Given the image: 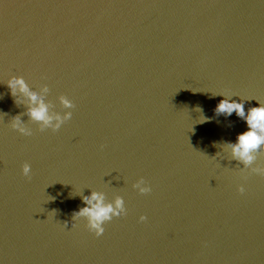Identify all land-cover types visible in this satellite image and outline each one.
<instances>
[{"label": "water", "instance_id": "water-1", "mask_svg": "<svg viewBox=\"0 0 264 264\" xmlns=\"http://www.w3.org/2000/svg\"><path fill=\"white\" fill-rule=\"evenodd\" d=\"M225 98L264 105V0H0V264H264V148L233 158ZM93 192L127 209L100 237Z\"/></svg>", "mask_w": 264, "mask_h": 264}, {"label": "clouds", "instance_id": "clouds-1", "mask_svg": "<svg viewBox=\"0 0 264 264\" xmlns=\"http://www.w3.org/2000/svg\"><path fill=\"white\" fill-rule=\"evenodd\" d=\"M17 86H19L21 92L29 97L34 105L29 107L27 115L34 121L42 122L45 128H51L53 132H56L61 128L65 120H70L72 118L71 112L63 117L60 115H56L55 117L50 115L48 106L36 93L29 90L27 84L22 78L9 81L8 87L12 89L13 96H15ZM62 102L65 107H72V104L68 99L62 98ZM244 103L245 101L243 100L236 101L226 98L221 99L214 111L216 114H226L227 116H231L232 113L235 112L238 117L246 121L248 130L240 133L235 142L228 141L226 143L231 148L233 158L242 162L247 167L252 165L253 162L258 159L256 154L259 153L261 148H264V105L251 107L246 113ZM200 110L202 111V109ZM207 119L208 118L205 117L204 122H206ZM21 123V117L19 115L15 116L12 124L13 129H17L25 136H31V131L21 127ZM43 130L44 128L41 129V131ZM253 171L264 176V169L256 168L253 169ZM22 174L24 177L31 180L32 169L29 163L26 162L23 164ZM141 183H143V181H141ZM136 187H139V184L136 185ZM140 191L142 194H148L152 189L148 186L146 188H141ZM239 192L241 194L245 192L243 185L239 187ZM83 203L86 206L75 212L73 219L86 217L88 230L93 232L97 237L104 234V225L107 222H110L114 217L119 218L127 215V209H125L124 202L121 198H117L114 204H106L102 194L93 192L90 197H83ZM147 219V216L140 217L141 222H146ZM65 226L67 227L68 224H65ZM75 226V224L72 225V227Z\"/></svg>", "mask_w": 264, "mask_h": 264}]
</instances>
